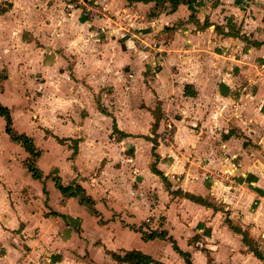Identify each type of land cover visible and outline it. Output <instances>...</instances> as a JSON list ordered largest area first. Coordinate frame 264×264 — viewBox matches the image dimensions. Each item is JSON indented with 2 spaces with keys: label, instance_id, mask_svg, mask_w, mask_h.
Segmentation results:
<instances>
[{
  "label": "crops",
  "instance_id": "1",
  "mask_svg": "<svg viewBox=\"0 0 264 264\" xmlns=\"http://www.w3.org/2000/svg\"><path fill=\"white\" fill-rule=\"evenodd\" d=\"M83 2L0 0V264H264V0Z\"/></svg>",
  "mask_w": 264,
  "mask_h": 264
},
{
  "label": "trees",
  "instance_id": "2",
  "mask_svg": "<svg viewBox=\"0 0 264 264\" xmlns=\"http://www.w3.org/2000/svg\"><path fill=\"white\" fill-rule=\"evenodd\" d=\"M130 2H140V1H144V0H129ZM157 2V4H159V9L162 10V8L167 9V6L164 5L165 0H155ZM170 1V9H174L177 5H179L180 3H182L184 0H169ZM10 6L8 4H0V15L3 14ZM158 9V10H159ZM0 80H1V76H0ZM0 116H2L5 121H6V131L7 133H11V118H10V114L9 111L2 107L0 105ZM15 141H19L22 143V145L25 147V149L33 154V156H37V153H34V149L29 141V139H27L24 136H17L14 137ZM56 185L58 187V189L60 190V192L66 196V197H72V198H77L80 202L82 203H88L91 204L92 201L90 199H88L87 197H85L84 193L82 192V189L79 186H75V187H65L62 184L56 182ZM155 237H164V234H158L155 232L150 233L149 235H144L143 238L145 240H151ZM180 255L183 256V254L176 248H174ZM185 256V255H184ZM119 259V258H118ZM119 260H124V261H128V262H132L134 264H138L140 262H144V263H148L150 261L149 258L136 253V252H132V253H128L127 255L124 256L123 259H119ZM186 264H189V262L187 261Z\"/></svg>",
  "mask_w": 264,
  "mask_h": 264
},
{
  "label": "built area",
  "instance_id": "3",
  "mask_svg": "<svg viewBox=\"0 0 264 264\" xmlns=\"http://www.w3.org/2000/svg\"><path fill=\"white\" fill-rule=\"evenodd\" d=\"M76 3L83 5L84 6V13L88 17L96 18L101 15V11L98 9L97 6L92 5V4H86L83 2V0H75ZM148 48L146 45L142 46V50ZM169 131V129H168ZM161 141L165 144H170L171 143V135L169 133H164L163 136L161 137Z\"/></svg>",
  "mask_w": 264,
  "mask_h": 264
}]
</instances>
